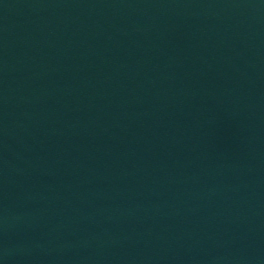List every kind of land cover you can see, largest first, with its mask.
Returning a JSON list of instances; mask_svg holds the SVG:
<instances>
[{"label": "water", "instance_id": "1", "mask_svg": "<svg viewBox=\"0 0 264 264\" xmlns=\"http://www.w3.org/2000/svg\"><path fill=\"white\" fill-rule=\"evenodd\" d=\"M0 264H264V0H0Z\"/></svg>", "mask_w": 264, "mask_h": 264}]
</instances>
